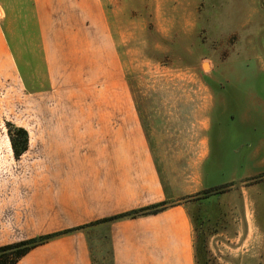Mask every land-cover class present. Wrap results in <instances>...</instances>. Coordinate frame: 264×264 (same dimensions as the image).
<instances>
[{
	"label": "crops",
	"instance_id": "crops-1",
	"mask_svg": "<svg viewBox=\"0 0 264 264\" xmlns=\"http://www.w3.org/2000/svg\"><path fill=\"white\" fill-rule=\"evenodd\" d=\"M109 1L30 0L47 72L38 92L54 91L57 73L67 72L79 101L48 104L32 124L17 125L29 136L18 158L9 134L0 135V246L86 227L16 264H94L90 236L99 225L108 227L112 264H198L196 234L198 241L206 223L232 220L233 182L264 178V92L237 99L235 86L204 87L200 101H136ZM259 1L231 0L233 29H247ZM0 8L9 14L3 0ZM3 21L0 73L14 84L20 76L28 91L25 59H16ZM236 125L245 132L235 133ZM221 186L228 190L207 193ZM159 203L167 207L155 214L95 224Z\"/></svg>",
	"mask_w": 264,
	"mask_h": 264
},
{
	"label": "rangeland",
	"instance_id": "rangeland-1",
	"mask_svg": "<svg viewBox=\"0 0 264 264\" xmlns=\"http://www.w3.org/2000/svg\"><path fill=\"white\" fill-rule=\"evenodd\" d=\"M3 2L9 14L0 8V21L16 59H25L28 91L19 75L14 84L0 73V135L8 134V123L32 124L48 104L79 101L76 80L67 72L57 73L54 91L38 92L45 87L47 72L30 0ZM104 8L136 101H198L207 95L204 87L217 91L235 86L237 99L255 89L264 92V0L246 30L233 29L231 0H110ZM228 95L233 98V89ZM231 103L236 110L237 101ZM238 132L245 128L236 125ZM262 177L233 182L227 199L232 220L206 223L198 241L196 234L197 252L201 247L204 252H199L198 264H264ZM90 242L93 263L112 264L108 227L93 229Z\"/></svg>",
	"mask_w": 264,
	"mask_h": 264
},
{
	"label": "trees",
	"instance_id": "trees-1",
	"mask_svg": "<svg viewBox=\"0 0 264 264\" xmlns=\"http://www.w3.org/2000/svg\"><path fill=\"white\" fill-rule=\"evenodd\" d=\"M8 134L10 136L12 148L14 151V154L16 158L20 157L28 148L29 144V136L28 132L25 128L14 126L11 123H8ZM227 186H221L220 188H213L210 190H207V193H215L218 191H224L223 189ZM167 207V203H159L152 206H148L145 208H141L138 210H134L129 213L121 214L115 217L107 218L105 220H102L98 223H104V222H111L115 221L117 219L125 218V217H137L141 215H148V214H155L159 211L165 209ZM91 224V225H95ZM86 226L77 227L70 230H65L62 232H57L54 234H48L36 238H31L27 240H22L19 242L6 244L3 246H0V264H16L24 255H26L32 248L45 243L55 237H58L62 234H66L75 230L83 229Z\"/></svg>",
	"mask_w": 264,
	"mask_h": 264
}]
</instances>
